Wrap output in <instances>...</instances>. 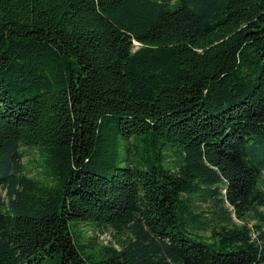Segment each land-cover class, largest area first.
I'll return each instance as SVG.
<instances>
[{
    "label": "trees",
    "instance_id": "1",
    "mask_svg": "<svg viewBox=\"0 0 264 264\" xmlns=\"http://www.w3.org/2000/svg\"><path fill=\"white\" fill-rule=\"evenodd\" d=\"M263 187L264 0H0V264H264Z\"/></svg>",
    "mask_w": 264,
    "mask_h": 264
},
{
    "label": "rangeland",
    "instance_id": "2",
    "mask_svg": "<svg viewBox=\"0 0 264 264\" xmlns=\"http://www.w3.org/2000/svg\"><path fill=\"white\" fill-rule=\"evenodd\" d=\"M36 160H39L38 156H37V153H32V154H29V155H26L23 159V164L25 166V169L27 170V172L32 175V176H36L38 175V173L40 172V168H39V164L38 162H36ZM263 190H264V187H263ZM202 207H207L208 204H203L201 205ZM261 211H263V209H260ZM82 231L85 232L86 236H91L93 234V231L91 228H88L86 226L84 227H81ZM99 233V231H97ZM204 236H208L209 234L208 233H205L203 234ZM103 242L106 243V241L108 240V235L106 236H102L100 238Z\"/></svg>",
    "mask_w": 264,
    "mask_h": 264
}]
</instances>
